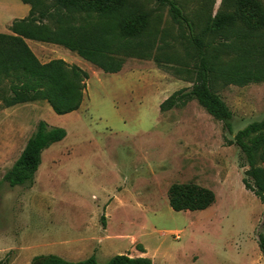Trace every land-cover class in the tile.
I'll use <instances>...</instances> for the list:
<instances>
[{
	"label": "rangeland",
	"instance_id": "1",
	"mask_svg": "<svg viewBox=\"0 0 264 264\" xmlns=\"http://www.w3.org/2000/svg\"><path fill=\"white\" fill-rule=\"evenodd\" d=\"M121 1L145 13L148 29L140 38L150 44L122 55L118 72H104L60 45L26 41L41 62L61 58L85 71L77 110L56 114L46 100L6 105L8 83L0 85V264H29L40 254L67 260L93 254L101 262L128 254L156 264H264L257 244L264 205L244 187L247 166L229 143L237 130L263 118L264 81L214 78L213 91L231 111V132L195 99L161 111L165 98L191 86L192 61L165 6ZM175 1L214 51L219 34L206 26L222 0ZM0 2V32L10 33L13 20L2 25L14 0ZM257 4V30L264 33V0ZM252 7L243 10L255 19ZM233 60L222 51L219 66ZM40 120L63 127L66 136L43 150L31 184L9 186L3 175ZM182 183L211 191L213 202L174 210L168 190Z\"/></svg>",
	"mask_w": 264,
	"mask_h": 264
},
{
	"label": "trees",
	"instance_id": "2",
	"mask_svg": "<svg viewBox=\"0 0 264 264\" xmlns=\"http://www.w3.org/2000/svg\"><path fill=\"white\" fill-rule=\"evenodd\" d=\"M21 1L30 7L27 16L14 19L9 27L10 33L0 32V85L7 82L10 92V97L3 99L6 105L46 100L56 114H66L77 110L83 101L85 71L61 58L41 62L26 39L60 45L107 73L121 69L122 55L149 48L145 47L150 44L149 40L140 38L148 29L147 16L121 0ZM154 1L166 7L171 21L177 25L178 37L192 61L194 74L191 86L187 90L174 91L159 104V109L166 111L195 99L231 132V111L213 91L212 84L218 75L232 82L264 81V33L257 30L262 24L258 0H222L221 7L206 26V31L219 34L212 52L195 33L194 23L175 0ZM249 6H253L255 19L251 16L250 19L243 10ZM46 20H51L55 27ZM222 51L232 54L234 60L219 66ZM65 136L63 127L40 120L2 180L9 186L31 184L43 150ZM229 143L240 150L241 166H247L242 177L244 187L264 205V165L259 164L264 158V116L260 121H252L237 130ZM168 198L171 207L179 211L203 209L213 202L214 196L207 189L182 183L169 188ZM257 244L264 255V213L257 232ZM29 264L156 263L146 256L128 254H115L102 262L93 254L80 260L40 254L33 256Z\"/></svg>",
	"mask_w": 264,
	"mask_h": 264
},
{
	"label": "crops",
	"instance_id": "3",
	"mask_svg": "<svg viewBox=\"0 0 264 264\" xmlns=\"http://www.w3.org/2000/svg\"><path fill=\"white\" fill-rule=\"evenodd\" d=\"M2 2H0V9H2ZM29 5L23 3L21 0H14V7L13 8H7V10H9L8 12L12 14L11 18L9 21L3 23L2 26H4L5 29V25L6 24H10V22L12 20H14L15 18H23L25 16H27L28 12H29ZM17 15V16H15ZM10 32V31H9ZM29 39H26V41ZM44 43V42H43ZM51 44V43H50Z\"/></svg>",
	"mask_w": 264,
	"mask_h": 264
}]
</instances>
